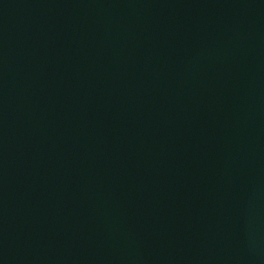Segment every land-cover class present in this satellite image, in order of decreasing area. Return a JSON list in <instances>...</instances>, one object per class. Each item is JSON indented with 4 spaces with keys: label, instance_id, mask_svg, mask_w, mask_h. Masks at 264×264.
Masks as SVG:
<instances>
[{
    "label": "water",
    "instance_id": "obj_1",
    "mask_svg": "<svg viewBox=\"0 0 264 264\" xmlns=\"http://www.w3.org/2000/svg\"><path fill=\"white\" fill-rule=\"evenodd\" d=\"M0 264H264V0H0Z\"/></svg>",
    "mask_w": 264,
    "mask_h": 264
}]
</instances>
